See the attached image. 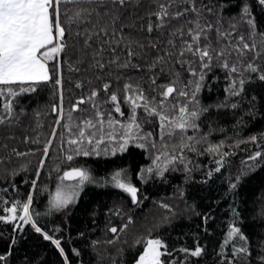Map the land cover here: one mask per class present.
Instances as JSON below:
<instances>
[{"label":"snow or ice","instance_id":"snow-or-ice-1","mask_svg":"<svg viewBox=\"0 0 264 264\" xmlns=\"http://www.w3.org/2000/svg\"><path fill=\"white\" fill-rule=\"evenodd\" d=\"M136 3L145 8V16L148 18L141 27L147 33H156L149 43L157 49L158 54L146 66L136 60L137 56H143L147 51L145 45L138 39H132V34L125 31L127 27H135V21L130 25L120 23L117 27L118 19L122 15L121 9L128 7L127 0H116L111 8L117 11L104 23L100 22L103 20V12L92 0H89V7H81L79 0H0V98H3L2 107L5 113L0 115V123L11 122L16 114L15 98L19 93L33 92L42 86L41 82L53 81L61 87L60 103L52 106L57 114L55 127L50 134L51 138L43 144L42 157L34 178L30 181L29 192L24 199L9 198L4 193L8 189L18 191V186L13 184L0 188V221L10 222L12 226L8 246L0 252V264H13L14 253L20 251L32 233L38 234L55 248L63 264H73V254L78 258V264H83V260L79 259V248L64 246L66 225L50 224L47 218L54 213H63L66 219L67 212L79 202L88 185L106 188L114 186L128 193L137 204L144 195L133 179L130 165L114 166L103 175H97L93 167L77 162L76 166H71L62 175H58L55 193L46 201L43 209L34 207L38 203L35 197L48 188L47 184L38 187L37 181L40 170L45 167L49 157L53 140L58 136V150H63L64 157L69 162L81 156L115 157L118 153H128L130 145H136L140 149H152L159 143L163 150L157 151L154 156L150 155L151 164L138 168L139 178L145 183L155 177L167 179L166 172L178 161L185 165L184 170L188 173L185 180L194 179L191 176L194 166H189L191 158L186 153L203 155L201 146L206 145L207 151L217 159L215 167H205L200 177V182L205 185L228 163L226 157L234 155L241 144L254 142L257 148L244 158L243 166L235 174H229L227 186L222 190L218 189V195L212 201L213 207H209L202 215L203 231L209 233L212 229L208 227V221L215 219V207H219L222 202L231 201L228 204L230 222L220 243L210 249L208 242L202 241L199 233H196L194 246L169 248L164 237L153 236L149 232L144 240L143 250L133 264H193L194 258L206 257L209 251L215 254L214 264H253V261L255 264H264V242L259 244L262 251L253 257L252 241L243 228L244 218L237 201V193L249 174L264 166V131L243 138L235 131L238 126L248 123L243 115H264L257 106L258 103L264 105V96L255 90L246 91V85L257 80L264 82V42L259 45L255 42L257 35L264 37V31L259 30L264 28V0H256V8L260 9V14H257L251 2L242 5L243 18L250 29L248 39L239 35L233 40L229 31L216 29L220 42L213 41L212 31L216 26L202 19V5L198 4V0H136ZM110 10L105 5L104 11ZM94 20L95 23H91L90 27L86 26L82 31L84 46H91L94 39L100 41L98 48L93 51V64L97 72L94 79L99 83L90 88L87 96L79 95L76 102L65 111L63 66L57 54L67 55L68 37L80 35L79 26ZM231 31L235 32V28ZM122 42L123 57L117 54L118 46ZM105 44L111 46L109 50L113 54V58L107 61L103 59ZM82 62L83 60L80 61ZM112 65L120 69L147 67L152 73L149 82L156 85L157 94L150 95L141 83L133 81L129 76L122 83L121 95V74L110 73ZM166 67L172 75L167 81L157 83V74L162 73ZM215 67L226 70L224 79L227 81L224 85L225 95L215 107L236 110L241 107L242 99L247 100L248 107L233 124L234 134L231 139L226 137L210 142L211 133L217 129L210 124L207 132L201 130L200 119L209 106L201 103L199 94L205 88L211 90L208 74L213 73ZM69 68L80 71L71 62ZM185 72L190 75L185 77ZM212 79L219 82L221 77L213 73ZM77 83L81 88L85 87L83 81ZM25 84L28 86L25 87ZM86 101L94 111L87 115L74 116L72 110L81 109ZM122 101L129 109L127 115ZM109 102L112 103L114 112L119 114L118 117L113 114V110L104 108ZM63 120L67 121L63 124L67 134L66 145L65 132L58 133L56 130L61 127ZM157 121L158 128L154 131L149 125ZM219 130L224 131V127L221 126ZM169 140L173 143L169 144ZM39 150L33 148L28 151ZM17 154L25 155L22 152ZM54 166L57 169L60 167L59 163ZM26 167L27 165L22 166ZM51 174L49 171L48 175ZM65 177L73 178V182L65 183ZM23 183L29 181L25 180ZM183 191L181 189L182 194ZM163 206L172 208L169 204ZM107 211L110 215L124 216L127 221L118 226L109 220L107 227L115 235L108 242L113 243L119 240L120 233L129 228L135 217L125 214L119 206ZM163 222L169 221L165 219ZM77 235L84 237L85 233L78 232ZM140 242L137 239L136 243ZM179 252L184 253V256L173 255ZM22 256L20 264H48L43 249L31 255L24 253Z\"/></svg>","mask_w":264,"mask_h":264},{"label":"trees","instance_id":"trees-1","mask_svg":"<svg viewBox=\"0 0 264 264\" xmlns=\"http://www.w3.org/2000/svg\"><path fill=\"white\" fill-rule=\"evenodd\" d=\"M247 2H251L252 6L256 8V0H230V2L229 0H198V4L202 5V19L216 26L212 31L213 41L220 42L217 38L216 29L229 31L233 40H236L239 35H244L246 39L249 38L250 29L241 11L243 3ZM79 3L81 7H89V0H79ZM92 3L103 12L101 23L107 22L109 17L117 11V9L111 8L116 0H92ZM127 4V8L121 9L122 15L118 19L117 27L120 26V23L130 25L135 21L136 26L127 27L125 31L132 34V39H138L145 45L147 51L144 52L143 56H137L136 60L137 63L146 66L151 58L158 54L157 49L149 43L156 33H147L141 27L148 19L145 16V8L137 4L136 0H127ZM105 5L111 10L104 11ZM256 12L260 14V9L256 8ZM91 15L95 16L96 14L91 13ZM140 17H143V19H138ZM95 22L94 20L81 24L79 26L81 29L80 35L68 37L67 55L63 53L58 55L59 62L63 66V103L65 111L69 109L71 104L76 102L79 95L87 96L90 88L99 83L94 79L97 72L93 64V51L98 48L100 41L94 39L91 46H84L82 31L86 26L90 27L91 23ZM233 28H235V32L231 31ZM259 30L264 31V28ZM161 39H164V37L161 36ZM255 42L259 45L264 42V37L257 35ZM110 47V45L105 44L104 61L113 58V54L109 50ZM118 47L117 54L123 57V42ZM81 60H83L82 63H80ZM70 62L80 71L70 69ZM225 71L222 67H215L213 73L221 77L220 81L213 80V73H209L208 83L211 84V90L205 88L199 94L201 103L209 106L207 112L201 116V130L207 132L210 124L217 129L211 133L210 142H216L226 137L231 139L234 134L233 124L237 122V118L243 115L244 110L248 107L247 100L244 99L241 100V107L236 110L230 107L219 109L215 107L217 102L223 99L225 95L224 85L227 83L224 79ZM110 73L121 74V95L123 94L122 83L129 76L133 81L141 83L150 95H156L158 92L156 85L149 82L152 73L147 67L120 69L112 65ZM157 75V83H161L167 81L172 73L166 67L162 73ZM189 75L187 72L184 73L185 77ZM77 81H83L85 87L81 88ZM41 85L33 92L19 93L15 98L16 114L11 122L0 123V157L3 158L0 159V188H7V186L13 184L18 186V191L8 189L4 193L9 198L19 197L24 199L29 192L30 181L34 178L42 157L43 144L51 138L50 134L55 127L57 114L52 110V106L60 103L61 87L53 81L41 82ZM24 86L27 87L28 85L25 84ZM252 90L264 96V82L257 80L255 83L246 85V91L251 92ZM101 96H103V93ZM2 103L3 98H0V115L5 114ZM121 103L127 115L129 109L124 101ZM257 106L259 111L264 113V105L258 103ZM104 108L113 110L112 103L105 104ZM72 111L74 116H82L92 113L94 109L86 101L81 109H73ZM113 114L119 116L114 110ZM243 118L248 123L238 126L235 130L239 132L240 138L264 131V115H257L256 117L243 115ZM66 122V120L61 121V127L56 129L58 133L65 132L63 124ZM149 126L155 131L158 128V121ZM221 126L224 127V131L219 130ZM66 135L65 132V145L67 144ZM58 139L59 136L53 140L45 167L40 170L39 180L37 181L38 187L41 184H47L48 188L43 189L35 197L38 203H35L34 207L37 209H43L46 201L54 195L58 175H62L69 167L76 166L77 162L93 167L97 175H103L106 170H110L114 166L130 165L133 170V179L140 187L141 193L144 194L137 204L131 200L128 193L114 186L106 188L88 185L81 194L79 202L67 212L66 219L63 213H54L47 218L50 224L64 223L66 225L64 246L65 248H79V259L83 260V264H133L134 259L143 250L144 240L149 232L153 236L160 235L164 237L169 243V248L180 245L194 246L196 233H199L202 241L208 242L210 249L217 246L230 222L231 212L228 204L231 201L222 202L219 207H215V219L208 221V227L212 229L209 233L203 231L202 215L208 211L209 207H213L212 201L216 199L218 189L222 190L227 186L229 174H235L243 166L244 158L257 148L254 142L241 144L234 155L226 157L228 163L221 168L219 174L214 175L208 185L202 184L200 177L205 167H215L217 157L207 151L206 145L201 146L203 155H197L194 152L186 153L191 158V165L189 166H194V170L191 172L194 179L185 180L188 173L184 170L185 165L178 161L166 172L167 179L155 177L145 183L139 178L138 168L151 164L150 155L154 156L157 151L163 150L159 143L156 148L152 149H140L136 145H130L128 153H118L115 157L81 156L75 158V161L69 162L65 159L63 150H58ZM168 143L172 144L173 141L169 140ZM33 148L40 150L28 151ZM225 148L230 151L226 146ZM18 152L25 153V155H18ZM54 157H57V159H54ZM55 163H59V169L54 166ZM24 165H27V167L22 168ZM49 171L52 173L51 176L48 175ZM25 180H28L29 183H23ZM65 180L67 179L64 178ZM181 189L184 190L183 194ZM237 201L241 215L244 218L243 228L250 236L253 257H255L262 251L259 244L264 242V166L249 174L237 193ZM163 204H169L172 208H165ZM193 204H195V207H193ZM114 206L122 207L124 213L133 215L135 220L130 223L127 230L120 233L119 240L109 243L108 241L115 235L107 227L109 220L118 226L127 222L124 216H115L108 213L107 210ZM165 219L169 222H163ZM11 231L10 222L0 221V252L7 248L8 236ZM78 232H84L85 236H78ZM186 234L187 237L185 238ZM137 239L141 241L139 244L136 243ZM41 249L44 250L48 264H63L58 251L35 233L29 235L28 241L21 246L19 252L14 253L13 264H20L23 258L22 254L31 255ZM173 255L183 257L184 253L179 252ZM71 258L73 264H78V258L74 254ZM215 259V254L209 251L206 257L194 258L193 264H214ZM253 264H255V261H253Z\"/></svg>","mask_w":264,"mask_h":264},{"label":"rangeland","instance_id":"rangeland-1","mask_svg":"<svg viewBox=\"0 0 264 264\" xmlns=\"http://www.w3.org/2000/svg\"><path fill=\"white\" fill-rule=\"evenodd\" d=\"M58 55H59V54H58ZM58 55H57V56H58ZM64 182H65V183H69V184H70V183H72V182H73V180H72V181H70V180H69V181L65 180ZM54 193H55V190H54Z\"/></svg>","mask_w":264,"mask_h":264},{"label":"water","instance_id":"water-1","mask_svg":"<svg viewBox=\"0 0 264 264\" xmlns=\"http://www.w3.org/2000/svg\"><path fill=\"white\" fill-rule=\"evenodd\" d=\"M66 179H73V178H68V177H65Z\"/></svg>","mask_w":264,"mask_h":264}]
</instances>
